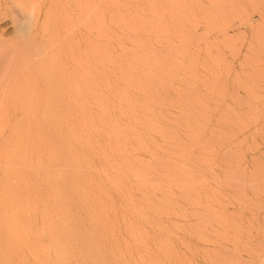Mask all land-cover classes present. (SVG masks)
<instances>
[{"label":"rangeland","instance_id":"obj_1","mask_svg":"<svg viewBox=\"0 0 264 264\" xmlns=\"http://www.w3.org/2000/svg\"><path fill=\"white\" fill-rule=\"evenodd\" d=\"M124 8L133 10H126L131 11L126 14ZM136 9L140 17H147H143L146 22L151 21L149 24L157 22L159 16L162 23L167 22L163 26L159 20V28L155 24L157 31L165 25L168 28L164 29L166 33L162 30L165 34H155L160 40H155L157 37L151 31L156 30L152 25L143 28V18L137 21ZM130 14L136 17L132 15V22ZM112 16L119 19L117 22L123 20L119 18L122 16V22L135 24V29L136 23H142L143 32L134 26L135 31L126 30L128 23L123 26ZM110 18L114 24L109 22ZM104 24L111 27L113 34L119 33L120 37H115L121 39L122 48L127 45L125 48L136 50V54L137 42L134 45L133 41L127 42L130 39L127 36L129 33L133 40L140 31L141 39L137 37V40L142 43L148 37V41L144 40L145 46L138 47L154 51L139 50L138 54L144 51L151 62L154 56L168 61V73L162 75L156 71L152 80L158 88L162 82L159 90L167 101L162 110L173 117L170 127L185 140L186 124L191 126V132L204 135L202 139L210 136L212 141L217 140L209 142L208 150L197 147L194 152L207 157L203 164L192 167L203 175V180L205 177L196 188L200 197L190 193L192 198H199V203L185 199L175 185L170 188L176 202L164 213L163 220L175 234L171 247L184 260L168 261V264H264V0H0V120L39 118L46 104L76 103L85 109L93 104L95 94L103 88L100 62L105 67L108 65V69H116L119 65L115 61V66L113 59L119 52L116 58H120L123 51L111 30L112 35L107 34L113 40H106L109 35L104 39L107 31ZM144 29L153 35H147ZM103 44L108 51L114 46L116 54L109 55L114 66L107 61L108 53L115 51L104 52L107 48L103 49ZM158 51L159 55L163 52V57ZM163 83H167V89ZM0 126V137L6 138L8 127ZM3 161L2 158L1 165L5 164ZM132 195L140 196L137 190ZM115 200L122 203L117 196ZM25 223L14 224L12 218L0 213V264H39L38 257L32 255L37 250L31 234L34 223ZM119 229L126 236L122 223ZM196 230L203 232L202 239L195 235ZM128 255L133 264H139L137 251Z\"/></svg>","mask_w":264,"mask_h":264},{"label":"bare ground","instance_id":"obj_2","mask_svg":"<svg viewBox=\"0 0 264 264\" xmlns=\"http://www.w3.org/2000/svg\"><path fill=\"white\" fill-rule=\"evenodd\" d=\"M128 8H124L125 11L132 9ZM118 11L119 15L125 13L120 14ZM128 11L126 14L131 12ZM110 12L108 14L112 13ZM135 12L138 13L137 9ZM119 15L115 16L118 18ZM132 15L130 14L129 21L133 18ZM135 15L138 17L136 18ZM135 15L133 16L137 21L145 17L144 15L140 17L139 13ZM159 17L157 22L161 18ZM113 18H110L109 22L114 19L116 22L119 20ZM119 18L124 20L122 16ZM145 18L142 21H145ZM122 21L120 23L123 26L127 25L126 30L132 29L133 26L135 29V24L125 21L128 25ZM148 21H145L146 24L143 22L144 25L141 23L143 28L146 25H152V28L156 30L151 31L154 35H159V32L160 34L166 33L168 28L166 25L164 28L163 26L167 22L162 23L160 20L159 23L163 25V29L160 27L161 30L157 31V22L149 24L151 21L149 23ZM141 24H138L140 26L138 28L136 23V29L143 32ZM157 26L159 28V25ZM109 27L104 26V30H107L103 36L104 39L107 35L113 34ZM121 28L120 32L124 31ZM145 31L148 32L144 29ZM138 33L135 32L136 40L133 36L135 34L131 33L133 34L132 40L128 33L127 37L131 41L129 39L127 42L133 41V45L137 42L134 50L138 48L141 51H150L151 48L146 47V50L141 48L148 37L146 36L147 38L142 39L140 43L137 40V37L141 39ZM146 34L150 36L151 33ZM117 35L120 37L117 33L114 38L120 41V38L115 37ZM123 37L126 36L123 34ZM156 37L153 36L154 39ZM165 37L162 39L167 41ZM110 39L113 40V36L106 40ZM158 39L157 37L155 40ZM119 41H114V43L117 42L116 44L119 43L120 46L121 41ZM104 43L108 44V42ZM104 45L103 49L110 47L111 44L105 45L106 47ZM125 47L122 48L121 43L120 49L122 48L123 51L119 60L116 57H119L120 52L117 55L115 48L113 49L115 52L108 53L109 65L116 66L117 63V66H121L120 69L119 66L118 70L114 67L108 69V65L105 67L103 61L100 62L102 63L103 88L100 87L99 96L98 93L95 94V102L89 104L86 109L76 103L71 106L46 104L40 110L42 116H37L39 118L32 119L29 116L31 119L24 117V120H21L22 118L16 119L15 117L4 122L0 120V125L8 127L7 137H0V160L3 158L5 163L1 165L0 162V213L12 218L14 224L22 221L34 223L31 234L37 250H33L32 255L38 257L39 264H133L127 254L129 253L128 256H130L136 251L139 254V264H168V261L184 260L171 247V238L175 234L163 220L164 213H168L171 205L176 202H173V192L170 188L175 185L182 191L181 195L185 199L187 198L194 204L199 203V198H192L190 193L199 195L196 188L203 184L205 177L203 180V175L192 167L203 164L207 155L204 158L202 154H195L197 155L195 157L194 152L197 147L201 151L203 148L208 150L209 142H214L215 138L212 141L213 137L211 139L206 135L207 138L202 139L201 136L204 135H199V137L191 132V126L186 124L184 127H187L188 135L185 140L179 135L180 133L170 127L169 122L173 117L170 118L162 110L167 105L166 96L161 95L159 90L162 82H158L160 83L159 88L155 87L153 82V74L156 71L162 75L168 71L166 70L169 69L168 61L154 56L151 62V59L148 60L150 56H146L144 51L140 52L144 53L145 57L138 54L139 50L137 51L140 57L136 54V50ZM112 49L110 48L109 51ZM105 50L109 52L108 48L104 49V52ZM113 53L116 57L112 56ZM151 53L147 52L153 55V52ZM104 55L107 59V54L104 53ZM109 55L115 58L114 63L117 61L114 65L111 64L113 62ZM159 56L163 57V52ZM163 85L166 88L167 83ZM209 160L208 162L211 161ZM134 190L139 192V198L132 195ZM116 196L121 199V204L116 202ZM203 204L205 205L204 202ZM180 213L179 211V215H182ZM120 223L124 225L126 236L119 233ZM197 225L199 229V224ZM195 233L198 238H203V232L196 230Z\"/></svg>","mask_w":264,"mask_h":264}]
</instances>
